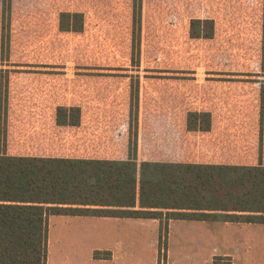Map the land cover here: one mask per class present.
Returning <instances> with one entry per match:
<instances>
[{"label":"rangeland","instance_id":"374dc122","mask_svg":"<svg viewBox=\"0 0 264 264\" xmlns=\"http://www.w3.org/2000/svg\"><path fill=\"white\" fill-rule=\"evenodd\" d=\"M10 7L6 52L0 0L1 152L115 156L128 141L135 96L131 123L137 119L143 158L257 164L264 0H142L137 52L132 0H10ZM62 12L82 13V31L61 32ZM192 19L213 20V37L192 38ZM58 106L80 107V125L57 126ZM190 111L210 113L208 132L187 131Z\"/></svg>","mask_w":264,"mask_h":264},{"label":"trees","instance_id":"16d2710c","mask_svg":"<svg viewBox=\"0 0 264 264\" xmlns=\"http://www.w3.org/2000/svg\"><path fill=\"white\" fill-rule=\"evenodd\" d=\"M141 2L132 0V45L137 52L141 28ZM10 0H2L1 50L9 51ZM84 17L62 12L61 32L79 33ZM264 48V7H263ZM190 36L211 39L214 21L192 19ZM4 98L6 90L2 91ZM261 96L263 94L261 93ZM135 96L129 110L128 160H102L57 156H17L0 151V264H46L48 218L53 215L100 216L101 206L133 207L138 189L140 207L212 210L218 214H170L235 223L264 224V98L260 105L258 162L245 164L137 163ZM56 125L77 127L78 106H58ZM6 106L0 100V146L5 144ZM211 115L190 111L186 129L208 132ZM131 130L134 132L131 133ZM109 212V211H108ZM107 212V213H108ZM128 217H155L149 211H110Z\"/></svg>","mask_w":264,"mask_h":264},{"label":"crops","instance_id":"0c3cea01","mask_svg":"<svg viewBox=\"0 0 264 264\" xmlns=\"http://www.w3.org/2000/svg\"><path fill=\"white\" fill-rule=\"evenodd\" d=\"M123 143L115 156L72 158L127 161L128 141ZM136 157L138 164H229L180 157L145 159L140 146ZM136 193L133 207L101 206L106 213L100 216H50L46 264H264V224L171 216L220 212L140 207L138 189ZM139 210L158 215L136 218L109 213Z\"/></svg>","mask_w":264,"mask_h":264}]
</instances>
